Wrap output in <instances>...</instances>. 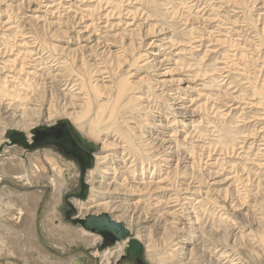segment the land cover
<instances>
[{
    "label": "rangeland",
    "instance_id": "374dc122",
    "mask_svg": "<svg viewBox=\"0 0 264 264\" xmlns=\"http://www.w3.org/2000/svg\"><path fill=\"white\" fill-rule=\"evenodd\" d=\"M0 22V26L6 24L0 27V48L11 45L15 38L16 44L11 45L15 46L14 50L17 48L15 55L24 56L26 49L31 51L27 69L33 71L34 67L38 74L58 73L51 67L54 63L49 61L56 56L52 54L54 51L61 52L62 61H70L74 53V63L80 66L82 55L93 51L90 46L98 41L100 45L95 51L107 48L102 56L111 66L121 56L130 59L136 51L155 63L166 57L159 69L167 71V76L163 79L152 77L157 84L154 93L160 96L161 102L157 104L156 98L152 97L149 100H152L151 106L159 110L170 105L166 101L169 94L184 95L194 103L191 110L197 111L195 122L188 124L187 130L179 125L180 132L170 141L179 146V154L192 153L195 159H199L194 174L202 177V197H206L204 193L208 190L210 196L203 207L204 217L218 222L220 219L216 213L219 209H216L215 200L231 199L236 206L229 216L235 224L234 234H241L240 228L245 234L256 230V222L263 218L264 212V0H0ZM85 36L89 39L86 40ZM28 42L30 44L26 47ZM152 42L155 45L148 46ZM163 44L170 48H163L160 52L154 48ZM45 48L52 57L45 55ZM122 50H125L124 54L118 52ZM145 75L144 72L133 74L131 80L136 81ZM161 80L164 83L160 84ZM223 93L227 95L223 97ZM155 112L157 109L150 114L154 125L165 126L171 119L153 118ZM41 116L45 114L29 118L28 123L35 124L28 132L8 131L7 141L0 148V159L6 156L41 159L45 153H53L57 157L54 159L68 172L59 204L60 218L73 230L82 229L83 218L77 217L78 210L73 201L87 200L90 192L86 176L95 167L94 156L102 147L85 138L68 118L60 117L48 124ZM169 137L165 138L169 140ZM211 151L212 161H209L206 157ZM213 158L218 161L214 165ZM126 161L132 170L141 167L140 162L131 156ZM209 174L212 177L210 175L208 179ZM208 183L213 184L209 186ZM1 185L5 189H15L11 184ZM31 192L41 195L36 208L34 242L52 254L56 262L74 258L82 264H103L101 259L92 258L93 252L102 253L120 243L107 242L105 237L96 234L100 239L91 248L82 244L72 248L55 247L44 224L52 188L48 180L43 179L26 193ZM53 222L57 224L58 219ZM7 225L15 232H20L23 227L18 215H14ZM146 226L150 227L151 223ZM133 229L135 231L128 229V236L139 243L134 248L137 258H131L124 251V256L114 264H152L142 243L131 235L139 228ZM231 231L227 232L228 239L232 238ZM158 232L161 233H155ZM155 233L149 235L153 240L159 237ZM244 249L240 248V251L244 253ZM34 261L5 254L0 256V264H36Z\"/></svg>",
    "mask_w": 264,
    "mask_h": 264
},
{
    "label": "bare ground",
    "instance_id": "6f19581e",
    "mask_svg": "<svg viewBox=\"0 0 264 264\" xmlns=\"http://www.w3.org/2000/svg\"><path fill=\"white\" fill-rule=\"evenodd\" d=\"M33 19L39 20L38 17ZM14 39L10 41L11 45L16 44ZM85 39L88 40V36ZM154 42L148 46L155 45ZM29 44H25L26 47ZM11 45L0 48V148L7 141L8 131H30L35 123H28L29 118L42 113L45 116L41 117L48 124L60 117L68 118L85 138L102 147L94 156L95 167L86 176L90 192L87 200L73 201L78 218L109 214L107 216L114 222H124L131 231L139 228L131 235L142 243L152 264H264V212L263 218L256 222L254 232L245 234V230L240 228L241 234H234L235 224L229 216L231 210L236 209L235 203L225 198L216 202L217 198L215 204L219 211L216 215L220 220L208 221L203 207L210 197L209 190L204 193L206 197H202V177L194 174L200 164L199 159H195L192 153L179 154V146L170 141L180 132V127L186 129L188 124L195 122L197 111L191 110L193 101L184 95L169 94L166 101L170 105L167 104L165 109L151 106L150 97L156 98V103L161 102L160 96L154 93L157 84L152 77L163 79L167 76V71L162 73L159 69L166 57L155 63L136 51L130 59L121 56L111 66L102 56L107 48L95 51L100 45L98 41L90 46L93 51L82 55V63L77 66L74 53H71L73 59L62 61L61 52L52 51L56 55L52 57L45 48V55H50L49 61L54 63L51 67L58 73L54 75L47 71L38 74L34 67L33 71L27 69L31 51L26 49L23 57L15 55L17 48L14 50L15 46ZM154 48L160 52L170 47L163 44ZM123 51L118 52L124 54ZM141 72L146 74L145 77L131 80L133 74ZM15 74L19 75L13 76ZM164 80L159 81L160 84ZM255 92L258 93L257 89ZM225 95L223 93V97ZM156 109L158 112L153 118H171L165 126L154 125L150 119V114ZM166 136H170L169 140ZM129 156L137 163L139 161L141 167L130 169L131 165L128 167L126 163ZM211 156L212 151L206 158L212 161ZM6 157L0 159V184H11L15 189L0 187V256L25 257L26 260H35L36 264H82L74 258L56 262L55 257L33 239L36 208L41 195L26 192L29 188H36L43 179H47L52 188L44 224L54 246L63 249L82 244L91 248L100 239L83 229L73 230L60 218L62 187L68 175L66 169L58 164L53 153H45L41 159L33 156L25 159ZM62 158L59 159L65 161ZM213 161L214 165L217 160L213 158ZM212 184L208 183L209 186ZM254 194L258 196V193ZM263 209L260 208L261 211ZM14 215H18V221L23 225L20 232L7 225ZM54 219H58L57 224H54ZM148 223H151L150 227L146 226ZM230 230H233V235L228 239ZM157 231L161 233H155ZM153 233L159 236L158 239L153 240L149 236ZM128 245L129 239H125L113 249L93 252L92 258L101 259L103 264H114L124 256ZM133 245L138 246L139 243ZM240 248H245L244 253Z\"/></svg>",
    "mask_w": 264,
    "mask_h": 264
},
{
    "label": "water",
    "instance_id": "95a60500",
    "mask_svg": "<svg viewBox=\"0 0 264 264\" xmlns=\"http://www.w3.org/2000/svg\"><path fill=\"white\" fill-rule=\"evenodd\" d=\"M82 229L86 232L95 233L100 235H109L114 242H122L125 239H129V243H135L134 240H130L128 236L127 227L119 222H114L109 216H87L81 221Z\"/></svg>",
    "mask_w": 264,
    "mask_h": 264
},
{
    "label": "flooded vegetation",
    "instance_id": "af4514ba",
    "mask_svg": "<svg viewBox=\"0 0 264 264\" xmlns=\"http://www.w3.org/2000/svg\"><path fill=\"white\" fill-rule=\"evenodd\" d=\"M100 236H102V237H105L106 238V240H107V242H108V240H111V242H113V244H115L116 242H114L113 241V239H112V237H110L109 235H100ZM130 240H132V239H130ZM130 244V243H129ZM135 247H137V246H135V245H133L132 246V244H130L127 248H126V250H125V252H127V254H130V256H131V258H137V251H135V252H133L132 253V255H131V250L132 249H134ZM132 248V249H131ZM134 254V255H133Z\"/></svg>",
    "mask_w": 264,
    "mask_h": 264
}]
</instances>
